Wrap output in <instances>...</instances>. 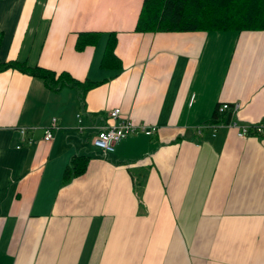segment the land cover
I'll list each match as a JSON object with an SVG mask.
<instances>
[{"label": "crops", "instance_id": "crops-1", "mask_svg": "<svg viewBox=\"0 0 264 264\" xmlns=\"http://www.w3.org/2000/svg\"><path fill=\"white\" fill-rule=\"evenodd\" d=\"M142 2L0 0L1 59L96 82L81 103L0 70V264H264V135L194 128L221 102L239 103L229 120L264 117V29L140 31ZM79 31L98 34L77 49ZM110 32L118 64L102 66ZM122 117L156 129L91 143ZM75 153L86 168L63 181Z\"/></svg>", "mask_w": 264, "mask_h": 264}, {"label": "trees", "instance_id": "trees-1", "mask_svg": "<svg viewBox=\"0 0 264 264\" xmlns=\"http://www.w3.org/2000/svg\"><path fill=\"white\" fill-rule=\"evenodd\" d=\"M136 30H221L264 29V0H143L135 25ZM97 31H79L75 46L83 48L94 43ZM115 33L110 32L106 41L102 66L118 64L114 53ZM16 68L32 76L39 77L44 84L57 89L67 85L75 87L79 101H84L86 90L96 82L81 81L68 72H56L37 63L30 64L18 58L1 59L0 70ZM216 104L208 122H227L231 110L219 112ZM88 156L83 153L73 154L65 166L62 179L67 181L81 174L87 165ZM145 183V172L133 176V187L140 197Z\"/></svg>", "mask_w": 264, "mask_h": 264}, {"label": "built area", "instance_id": "built-area-1", "mask_svg": "<svg viewBox=\"0 0 264 264\" xmlns=\"http://www.w3.org/2000/svg\"><path fill=\"white\" fill-rule=\"evenodd\" d=\"M239 103L221 102L218 104L217 109L219 112H224L227 109L234 113L238 109ZM120 109L115 107L108 112V116L115 119L120 116ZM78 120L81 122L80 112L77 113ZM227 124L234 126L237 135H264V117L253 122H241L238 120H229L227 122H208L204 121L194 126L197 133H201L204 129H208L211 133H215L218 126ZM57 119L55 116L51 117L49 125L44 129V139H51L53 136V129L57 128ZM79 130L83 129V125H78ZM155 125H146L144 123H137L129 117H122L118 121H106L99 125L89 136L91 143L103 152H111L115 146L122 139L126 138L132 132L143 131L146 134H151L155 131Z\"/></svg>", "mask_w": 264, "mask_h": 264}]
</instances>
